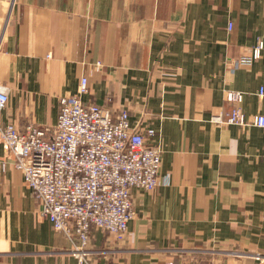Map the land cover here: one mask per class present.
<instances>
[{
    "label": "crops",
    "instance_id": "obj_1",
    "mask_svg": "<svg viewBox=\"0 0 264 264\" xmlns=\"http://www.w3.org/2000/svg\"><path fill=\"white\" fill-rule=\"evenodd\" d=\"M258 38L264 0H0V128H51L85 77L84 103L128 110L162 149L124 238L93 227L77 256L0 138V264H264V128L211 120L228 89L264 114V52L233 63Z\"/></svg>",
    "mask_w": 264,
    "mask_h": 264
},
{
    "label": "built area",
    "instance_id": "obj_2",
    "mask_svg": "<svg viewBox=\"0 0 264 264\" xmlns=\"http://www.w3.org/2000/svg\"><path fill=\"white\" fill-rule=\"evenodd\" d=\"M231 28V23H229ZM264 52L258 38L250 52L234 66L250 65ZM87 79L81 78L77 94L62 96L57 121L51 128L28 122L22 130L12 124L0 128V138L22 171L23 181L40 205V214L71 243L73 255L87 254L93 227L115 239L124 238L135 211L132 188L153 190L159 184L162 149L147 142L155 129H138L129 112L116 114L103 105L84 103ZM264 97V86L257 92ZM244 92L224 90L231 105L227 115L212 121L264 128V114L251 116L241 107ZM6 162H2L4 169ZM209 264H222L212 260Z\"/></svg>",
    "mask_w": 264,
    "mask_h": 264
},
{
    "label": "rangeland",
    "instance_id": "obj_3",
    "mask_svg": "<svg viewBox=\"0 0 264 264\" xmlns=\"http://www.w3.org/2000/svg\"><path fill=\"white\" fill-rule=\"evenodd\" d=\"M70 251H71V250H70ZM256 258H257V257H256ZM257 259L260 260V261L264 260V259H262L261 257H258Z\"/></svg>",
    "mask_w": 264,
    "mask_h": 264
}]
</instances>
